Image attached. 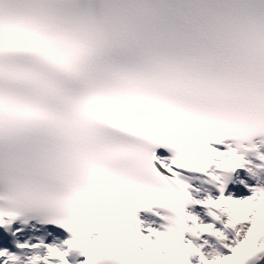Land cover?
<instances>
[{"label": "snow or ice", "instance_id": "6c2138e0", "mask_svg": "<svg viewBox=\"0 0 264 264\" xmlns=\"http://www.w3.org/2000/svg\"><path fill=\"white\" fill-rule=\"evenodd\" d=\"M0 264H264V0H0Z\"/></svg>", "mask_w": 264, "mask_h": 264}]
</instances>
